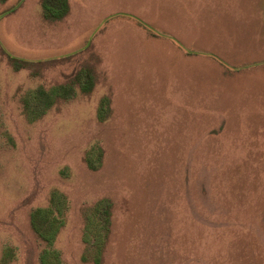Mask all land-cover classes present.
Returning a JSON list of instances; mask_svg holds the SVG:
<instances>
[{
	"label": "rangeland",
	"instance_id": "rangeland-1",
	"mask_svg": "<svg viewBox=\"0 0 264 264\" xmlns=\"http://www.w3.org/2000/svg\"><path fill=\"white\" fill-rule=\"evenodd\" d=\"M69 1L50 22L42 0H0V43L26 61L0 45V264H264V68L160 32L196 0ZM84 67L90 94L26 106Z\"/></svg>",
	"mask_w": 264,
	"mask_h": 264
},
{
	"label": "crops",
	"instance_id": "crops-1",
	"mask_svg": "<svg viewBox=\"0 0 264 264\" xmlns=\"http://www.w3.org/2000/svg\"><path fill=\"white\" fill-rule=\"evenodd\" d=\"M168 13L165 14L167 19ZM187 14L189 25L182 27L187 30L179 29L178 36L160 31L173 39L176 48L185 56L203 57L218 67L243 73L246 77L249 70L264 68V0H196V6ZM179 37L187 39V44ZM213 100L219 99L215 96ZM250 101L264 108L263 95Z\"/></svg>",
	"mask_w": 264,
	"mask_h": 264
},
{
	"label": "trees",
	"instance_id": "trees-1",
	"mask_svg": "<svg viewBox=\"0 0 264 264\" xmlns=\"http://www.w3.org/2000/svg\"><path fill=\"white\" fill-rule=\"evenodd\" d=\"M1 1L5 2L7 0H1ZM21 2L18 5H16L15 7H12L10 9L4 11L1 14V16H6V15L14 12L15 10H17L18 7L20 6ZM42 8L44 11L45 19H47L48 21H51V22L63 21L70 12L69 0H42ZM130 17H132V16H130ZM132 18L135 21H137V23L141 27H144L148 30L152 29L151 27H149L147 24H145L141 20H139L135 17H132ZM0 45L2 48H4L6 50L5 53L8 55L9 59L13 62V64L16 65V68L17 69L22 68L23 64H25L26 61L23 59H19L17 56L12 55L11 54L12 52H10L7 48H5V46H3V44L0 43ZM96 80L97 79H96L94 72L90 68L84 67L83 69L79 70V72H76L74 75L67 78V81L65 83H62V84H59L56 86H52L49 89L40 88L37 91H32L29 94L27 100H25L26 106L29 107V100H31V101L37 100L39 103H42L41 104L42 106L41 107L39 106V108L41 110L40 109H38V110L42 113L41 115H43V113H46V111L51 109L54 105L58 104L59 102L61 103V102L67 101L71 97L76 96L78 93V90L80 92H82L83 94H90L94 89ZM104 103H106L105 98L102 100L100 108L104 106ZM100 108H99V112H100ZM41 115H39V116H41ZM95 209L97 210L98 207H96ZM48 214H51V213L48 211ZM43 218L44 217H42L40 219V222L44 221ZM33 220H34V216H33ZM54 222H56L55 218H53L51 220V223H54ZM53 226L54 225H51V227L49 228V231H46V232H48L47 236H44L42 233H40L42 238L46 241H49V243H51L50 240L53 237V233H54V227ZM58 226H60V225H58ZM40 228H43V227L40 226ZM48 250L49 249L45 250V252L47 254H49ZM103 250H104V246L98 247L97 258L102 257ZM98 262H100V261H98ZM44 263H45V260L42 256V264H44Z\"/></svg>",
	"mask_w": 264,
	"mask_h": 264
}]
</instances>
